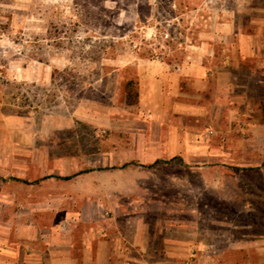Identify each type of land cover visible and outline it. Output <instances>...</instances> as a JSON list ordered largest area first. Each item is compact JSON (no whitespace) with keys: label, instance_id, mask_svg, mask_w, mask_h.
I'll return each instance as SVG.
<instances>
[{"label":"rangeland","instance_id":"obj_1","mask_svg":"<svg viewBox=\"0 0 264 264\" xmlns=\"http://www.w3.org/2000/svg\"><path fill=\"white\" fill-rule=\"evenodd\" d=\"M147 76H168L167 93L205 108L197 141L211 146L193 154L196 163L165 157L157 179L144 181L165 205L133 212L152 232L147 264L162 261V233L196 236L172 248L184 254L264 235V0H0V238L21 262L44 254L45 237L78 213L48 207L67 208L78 184L43 179L45 162L97 153L106 133L84 124L85 113L121 104L129 81L150 90ZM19 174L37 181L11 179ZM116 213L103 211L92 228H110ZM17 225H34L40 240L17 244Z\"/></svg>","mask_w":264,"mask_h":264},{"label":"crops","instance_id":"obj_2","mask_svg":"<svg viewBox=\"0 0 264 264\" xmlns=\"http://www.w3.org/2000/svg\"><path fill=\"white\" fill-rule=\"evenodd\" d=\"M240 49L245 55L252 53L244 41ZM201 71L197 79L203 80L205 76ZM181 73L196 76L187 70ZM180 75L175 74L171 79L175 81ZM147 77L154 84L150 90L141 86L137 103L127 104L124 95L121 104L112 105L110 100L107 107L96 109L91 114L85 113L82 118L84 124L90 125L96 135L106 133L95 139L98 142L97 153L45 162L43 179L50 177L53 183L71 181L72 185L78 184V188L71 193L72 203L66 205L67 208L47 203L48 207L78 213L71 221H62L56 226L60 234L51 233L45 237L43 242L48 246L44 254H22V262L16 249L8 244L10 240L0 238V264H132L133 261L147 264L146 251L152 232L149 224L133 212L160 210L165 205L157 198V187L144 181L157 179L156 167L164 162L165 157L180 155L187 159L188 162L184 163H196L189 160L193 154L211 148L207 141H197L201 131L196 122L199 115H204L205 108L184 97V94L167 93L163 80L168 76L159 79ZM132 106L138 111H133ZM67 176L71 178L65 179ZM11 179L26 184L37 181V178L34 182L28 181L26 174ZM103 211H117L119 215L116 213L112 217L110 228L102 226V223L92 228L98 219H102ZM79 225H86L88 229L77 238L71 230ZM38 233L34 225H17L13 239L16 243L18 239L22 245L27 242L32 244L40 240ZM162 235L164 253L154 254L162 261L151 264H264V235L253 237L246 244L247 237L243 236L242 241L233 242V248L222 251L196 250L197 245L193 244L188 254L172 248L196 241L192 233L186 234L189 238L186 240H169L167 235ZM19 242L17 244H21ZM75 244L79 245V255H76Z\"/></svg>","mask_w":264,"mask_h":264},{"label":"trees","instance_id":"obj_3","mask_svg":"<svg viewBox=\"0 0 264 264\" xmlns=\"http://www.w3.org/2000/svg\"><path fill=\"white\" fill-rule=\"evenodd\" d=\"M138 90L133 88V82L129 81L126 85V92H125V97H126V103L127 104H135L138 101ZM65 179L71 178V176L64 177Z\"/></svg>","mask_w":264,"mask_h":264}]
</instances>
